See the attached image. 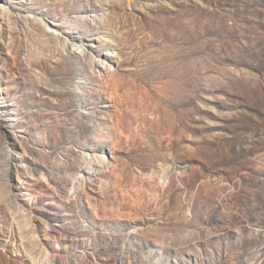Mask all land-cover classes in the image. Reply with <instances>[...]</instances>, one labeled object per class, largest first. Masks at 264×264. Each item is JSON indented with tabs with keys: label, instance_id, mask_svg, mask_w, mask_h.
Instances as JSON below:
<instances>
[{
	"label": "rangeland",
	"instance_id": "1",
	"mask_svg": "<svg viewBox=\"0 0 264 264\" xmlns=\"http://www.w3.org/2000/svg\"><path fill=\"white\" fill-rule=\"evenodd\" d=\"M7 2L0 264H264V0Z\"/></svg>",
	"mask_w": 264,
	"mask_h": 264
},
{
	"label": "bare ground",
	"instance_id": "2",
	"mask_svg": "<svg viewBox=\"0 0 264 264\" xmlns=\"http://www.w3.org/2000/svg\"><path fill=\"white\" fill-rule=\"evenodd\" d=\"M3 3V0H0V4ZM30 18V17H28ZM8 20L15 26L20 25L21 22V15L16 10V8L13 6L12 2H7L6 5H4V9L0 12V22L2 20ZM111 26H114L113 24H110ZM15 29V27L13 28ZM23 31L22 29H16V35L14 37L13 41V49L10 55V60L7 61L9 70H6L7 77L6 80L3 82L4 85H0V128H6L8 127L7 124L9 122L14 121L13 113L11 111V105L10 103L16 101L17 97V80L15 79V73L16 71L21 73L22 68V60H21V54L23 51V37H22ZM57 38V37H56ZM131 40H128L130 42ZM1 45V44H0ZM32 51L29 50V56L32 55ZM11 71V73H10ZM12 151H14L11 148ZM1 152V151H0ZM13 153V152H12ZM15 155H17V152H15ZM18 156V155H17ZM17 156L10 157L11 165L17 164ZM21 163H23L24 171L26 175H32L33 173H37L44 176V171L40 168L32 165L29 161L23 160ZM31 203H20L16 205V209L22 210L23 212H31L35 215V218L39 222V232L42 235L43 238H45L44 235L47 234V232H44V229L49 227L52 229L54 226L53 223L56 222V217L52 213V209L49 206H44L46 204H43L35 197H31ZM41 264V263H39Z\"/></svg>",
	"mask_w": 264,
	"mask_h": 264
}]
</instances>
